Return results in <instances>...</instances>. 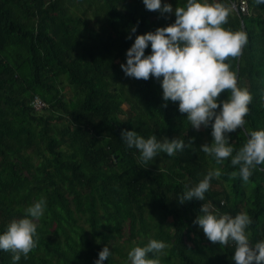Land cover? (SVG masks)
<instances>
[{
    "label": "trees",
    "instance_id": "16d2710c",
    "mask_svg": "<svg viewBox=\"0 0 264 264\" xmlns=\"http://www.w3.org/2000/svg\"><path fill=\"white\" fill-rule=\"evenodd\" d=\"M240 1L224 0L226 26L248 35L241 56L227 58L252 93L246 125L229 134L237 149L264 127V3L247 0L244 14L232 6ZM174 19L143 0H0V231L34 201H47L37 246L19 261L0 249V264H95L105 243L112 255L104 264H130V248L149 238L167 242L162 264H236L235 242H213L194 222L203 202L248 211L251 242L264 239V166L248 181L234 176L239 165L230 157L220 163L198 149L212 140L211 126H190L178 101L164 104L160 80L121 68L133 26L145 32ZM36 95L48 107L36 110ZM124 128L195 139L145 162ZM217 167L222 174L204 201L180 202L186 186Z\"/></svg>",
    "mask_w": 264,
    "mask_h": 264
},
{
    "label": "clouds",
    "instance_id": "9594fccd",
    "mask_svg": "<svg viewBox=\"0 0 264 264\" xmlns=\"http://www.w3.org/2000/svg\"><path fill=\"white\" fill-rule=\"evenodd\" d=\"M143 3L149 10L174 12L175 19L145 32L137 33L136 26L132 27L131 32L136 35L126 50V62H121L124 74L160 80L165 105L169 100L178 101L179 111L187 114L190 126L196 129L211 126L212 140L198 149L213 154L220 163L230 157L232 165H239V171L233 175L248 181L258 165L264 166V127L250 130L238 149L231 142L229 134L247 123L252 93L238 82L237 73L227 60L242 53L247 33L226 26L230 9L224 0H186L185 4L175 6L171 0H143ZM149 45L151 51L146 53ZM223 90H227L226 97L221 95ZM121 136L129 148L139 150V157L145 162L161 152L171 156L191 148L195 139L160 137L155 132L145 136L135 128L122 129ZM221 174L219 167L210 169L198 183L186 186L177 195L180 202L192 198L204 201L212 179ZM46 208V198L41 197L25 209V215L11 219L5 230L0 231V249L11 250L14 261L37 246V221ZM194 222L213 242L223 245L235 242L232 258L236 264H264V239L251 242L248 226L253 218L248 211L233 215L222 212L211 202H203ZM167 247V242L159 238L135 244L128 251L130 264H162L160 257ZM111 255L112 247L105 243L95 264H104Z\"/></svg>",
    "mask_w": 264,
    "mask_h": 264
},
{
    "label": "built area",
    "instance_id": "2783aa9c",
    "mask_svg": "<svg viewBox=\"0 0 264 264\" xmlns=\"http://www.w3.org/2000/svg\"><path fill=\"white\" fill-rule=\"evenodd\" d=\"M232 6L238 8L239 12L244 13V14L248 13L249 11V4L247 0H241L239 4L234 2ZM32 105L38 111H41L45 109L46 107H48V104L46 103V101L38 95H36L33 98Z\"/></svg>",
    "mask_w": 264,
    "mask_h": 264
},
{
    "label": "rangeland",
    "instance_id": "374dc122",
    "mask_svg": "<svg viewBox=\"0 0 264 264\" xmlns=\"http://www.w3.org/2000/svg\"><path fill=\"white\" fill-rule=\"evenodd\" d=\"M199 129H203V126H201V128ZM225 187H228L226 183L223 184Z\"/></svg>",
    "mask_w": 264,
    "mask_h": 264
},
{
    "label": "water",
    "instance_id": "95a60500",
    "mask_svg": "<svg viewBox=\"0 0 264 264\" xmlns=\"http://www.w3.org/2000/svg\"><path fill=\"white\" fill-rule=\"evenodd\" d=\"M236 8V7H235ZM236 10H238V9H236ZM241 56V55H240ZM237 76H238V79H239V75L237 74Z\"/></svg>",
    "mask_w": 264,
    "mask_h": 264
},
{
    "label": "bare ground",
    "instance_id": "6f19581e",
    "mask_svg": "<svg viewBox=\"0 0 264 264\" xmlns=\"http://www.w3.org/2000/svg\"><path fill=\"white\" fill-rule=\"evenodd\" d=\"M67 74V73H66ZM65 195V194H64ZM261 206V205H260Z\"/></svg>",
    "mask_w": 264,
    "mask_h": 264
}]
</instances>
